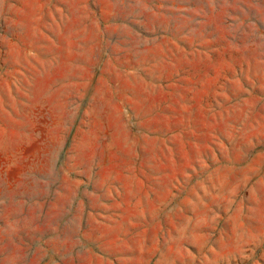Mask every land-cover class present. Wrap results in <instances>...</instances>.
I'll return each mask as SVG.
<instances>
[{
	"label": "rangeland",
	"instance_id": "374dc122",
	"mask_svg": "<svg viewBox=\"0 0 264 264\" xmlns=\"http://www.w3.org/2000/svg\"><path fill=\"white\" fill-rule=\"evenodd\" d=\"M0 264H264V0H0Z\"/></svg>",
	"mask_w": 264,
	"mask_h": 264
}]
</instances>
